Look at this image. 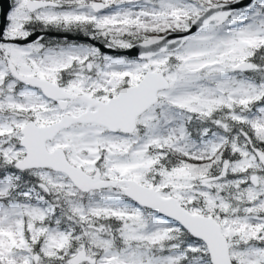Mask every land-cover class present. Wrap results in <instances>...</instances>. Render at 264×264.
I'll return each instance as SVG.
<instances>
[{
    "label": "snow or ice",
    "instance_id": "1",
    "mask_svg": "<svg viewBox=\"0 0 264 264\" xmlns=\"http://www.w3.org/2000/svg\"><path fill=\"white\" fill-rule=\"evenodd\" d=\"M0 264H264V0H0Z\"/></svg>",
    "mask_w": 264,
    "mask_h": 264
}]
</instances>
